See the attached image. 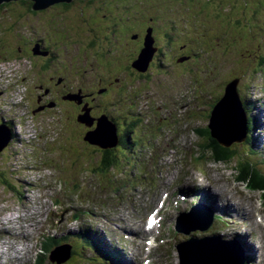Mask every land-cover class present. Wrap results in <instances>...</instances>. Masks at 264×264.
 <instances>
[{
	"label": "rangeland",
	"instance_id": "rangeland-1",
	"mask_svg": "<svg viewBox=\"0 0 264 264\" xmlns=\"http://www.w3.org/2000/svg\"><path fill=\"white\" fill-rule=\"evenodd\" d=\"M210 2L211 6H202L203 3ZM181 3L186 6L182 7ZM189 3L190 0H181L179 3L177 0H137L131 9H123L121 16L112 14L113 21L115 17H120L123 23L128 24L132 49L140 50L141 46L148 45L146 39L149 32L153 39L151 27H154L161 48L165 46L166 41L162 37L165 36L169 40L171 53L178 56V60H185L181 57L183 54L190 55L191 60L178 64L177 60L167 61L168 57L160 59L156 65L165 64L158 66L160 70L150 71L143 77L144 81H140L142 79L140 77H138L139 81H132L141 85L135 87L132 94H127L121 99V102L127 100L128 104L118 106L117 114L123 115L125 119L122 122L125 140L131 141L132 138L136 143L130 142L127 145L129 151L123 154V159L121 156L117 158L116 155L115 164L103 171L104 173L95 171L99 166L96 162L100 156L96 153L98 150L85 147L87 142L90 143L89 141L98 147L104 144L105 138L102 134L87 135L97 129V121L94 129L84 132L62 124L56 126L45 124L39 119L32 118L30 109L24 107L27 103L20 106L13 102L12 97L4 99L5 101L2 96L0 97V108L4 103V111L1 112L0 119L4 120L5 117L8 122L10 120L14 124L12 129H15L13 136L16 140L9 149L6 148L0 154V222L2 217H6L8 221L12 219L3 229L1 242L7 244V248L2 245L3 254L0 264H34L41 235L66 237L61 240L76 243L74 232L78 230H88L89 235L93 237L89 240V244L92 248L95 247V250H101L103 242L108 245L110 240L117 244L123 254L121 263L125 264L126 258L131 259L134 256L136 244L132 237L127 242L120 239L114 228L116 226L130 228L135 224L142 227L146 214L155 208L157 200L161 199L165 191L173 189L172 183L168 180L174 171L180 168L179 170L184 173L183 168L187 160L190 158L196 160L199 156L204 158L201 163L208 164L209 167L207 171L204 170L205 176H202L198 170L191 169L189 173L180 175L179 179H184L187 175V180L196 184H202L206 188L212 186L211 190H214L218 204L213 207L221 213L226 212L225 221L232 218L238 222L235 223L231 219L232 231L237 235L245 236L248 245L257 248L258 260L264 261V223L262 222L264 205L263 207L254 205L253 198H250L252 193H249L250 191L243 185H252L251 181H242L237 172L245 165L244 173L247 175V172H251L256 177L254 184L264 183V144H256L258 141L256 138L260 139V135L258 136L255 130V121L260 120L264 127V0H202L200 6L197 3L187 6ZM6 12L11 13L7 14L9 19L16 15H13L12 8H7ZM139 19L140 24L135 25ZM0 20L5 24L0 25V38L4 42L3 46L0 41V64L7 68L5 62H10L12 70L22 74L27 68V62L15 63V59L9 57L2 59L1 53L4 48H8L5 45L11 40L17 41V36L22 38L26 34L31 38L34 34L28 29H22L21 32L24 34L19 35V27L8 26L1 15ZM22 20L25 21L24 18ZM20 22L18 25H22ZM132 27L136 29L133 30ZM147 27L149 28L146 30ZM133 34H137V37H133ZM116 35L119 40L120 33ZM104 36L108 37V34L105 33ZM114 41V38H108L105 40V47ZM65 45L67 52H70L71 45L66 41ZM124 45L125 42L120 41L114 49H123ZM181 45H186L183 51L179 48ZM90 65L91 63L85 60L86 71L91 75ZM134 70L132 69L134 74L137 71L145 73L135 67ZM1 77L3 76L0 68V79ZM233 79H238L237 93L251 126L248 129L247 141L227 148L230 159L221 163L212 157V150L210 151L207 146L209 140L205 136L202 138L201 133H196L194 130L200 129V132L205 130L208 125V108L215 105L223 94V87ZM247 97H250L251 101L247 100ZM17 101L20 102L21 98H17ZM256 106L259 107L260 114ZM167 107H171V113ZM15 110L21 119L17 122L11 115L12 113L15 115ZM251 111L256 113V119L251 115ZM89 114L86 111L78 119L81 122L84 119L91 122ZM97 117L101 119L102 116L97 114ZM154 118L159 121L154 122ZM136 119L140 125L137 129H133V121ZM125 122H127L126 126H124ZM82 123L87 125L85 122ZM145 124L149 125L150 129L146 128ZM155 124L158 128L157 133L151 131ZM31 125L35 126V132ZM63 132L66 135H63ZM77 133L82 138L81 141L78 140V144H76ZM146 134L150 136L145 145L143 140L136 141L133 138L134 135L139 138ZM262 138L264 139V134ZM189 152H193L190 157H188ZM162 154H164L163 159ZM111 155L114 156L115 152ZM149 155L154 159L146 162L154 166L153 172L164 169L169 175L168 178L163 179L156 188L146 186V189L141 187L139 191L133 190V193L140 197L137 203L124 201L126 192L130 189L120 186L123 182L122 176H125L127 169L129 173H139V166L145 156L149 157ZM169 164L172 170L168 172L166 166ZM118 174L120 175L116 176ZM111 180L114 193L117 194L120 187H124L115 196V200L112 191L106 187L107 182ZM236 180H239V184L234 183ZM129 187L133 188V186ZM93 189L94 196H92ZM263 192L262 187L255 195L263 197L264 202ZM220 197L238 208H244L246 212L243 216L235 214L232 205H223L224 200ZM100 203L104 205H98ZM77 205H82L81 211L85 216L84 220L75 223L70 221L74 213L70 209ZM227 207L230 214H227ZM207 212L212 214L210 210ZM171 213L172 211L164 214L167 220L165 224H169ZM119 219H122V222ZM228 230L221 226L215 230H207V235L230 236L231 232ZM124 232L127 233L125 230ZM198 236L202 237V233ZM96 237L99 238L98 241L95 240ZM164 237L165 241L158 253L160 257L155 263L178 264L173 247L181 243L185 236L178 237L168 234L165 230ZM108 238L110 240H107ZM18 249H22L20 260L12 258L17 256L15 251ZM84 252L90 257L88 250ZM86 255L84 253H80L79 257L74 255L71 264H93L94 262L89 261ZM42 263L48 264L45 259Z\"/></svg>",
	"mask_w": 264,
	"mask_h": 264
},
{
	"label": "flooded vegetation",
	"instance_id": "flooded-vegetation-1",
	"mask_svg": "<svg viewBox=\"0 0 264 264\" xmlns=\"http://www.w3.org/2000/svg\"><path fill=\"white\" fill-rule=\"evenodd\" d=\"M135 3L137 0H70L34 9L33 2L18 0L1 5L0 15L8 26L19 27V35L24 34L22 29H28L34 34L31 38L26 34L22 38L15 35L17 41L11 40L5 45L8 48H4L1 53L2 59L9 57L22 61L23 64L27 62L25 71L21 67V81L26 87L33 119L54 126L62 124L75 127L84 132L95 128L98 114L107 117L122 130L125 119L123 115L117 114V108L128 104L127 100L121 102V99L132 94L133 89L141 85L132 81H139L138 77L142 78L140 81H144L143 77L150 72L149 69L153 71L162 65H156L160 59L168 57L167 61H178V56L171 53L169 40L161 48L156 37L157 30L151 27L154 54L149 68L145 73L132 72L131 64L143 46L140 50L132 49L128 24L123 23L120 17H115L114 21L111 17L113 13L121 16L123 9H131ZM7 8L13 9L15 17L8 18L7 14L11 13L6 12ZM19 22L22 25H18ZM140 22L139 19L135 25ZM0 25L5 24L0 20ZM105 33L108 37L104 36ZM116 33H120L119 40ZM134 36L136 38L137 34H133ZM111 37L115 41L105 47V40ZM64 40L71 45L70 52H67ZM120 41L125 42L124 48L114 49ZM1 42L4 46V42ZM185 47L186 45H181L179 48L183 51ZM181 57L185 60L178 64L191 60L188 54ZM85 60L91 63V75L86 71ZM86 111L90 113L91 127V124L85 125L78 119ZM126 124L127 122L124 123L125 126ZM117 135L122 140V131ZM86 145L87 148L91 147L87 143ZM114 151L116 150L112 149L101 153L111 155Z\"/></svg>",
	"mask_w": 264,
	"mask_h": 264
},
{
	"label": "water",
	"instance_id": "water-1",
	"mask_svg": "<svg viewBox=\"0 0 264 264\" xmlns=\"http://www.w3.org/2000/svg\"><path fill=\"white\" fill-rule=\"evenodd\" d=\"M14 1L18 0H0V5ZM29 1L34 2V9H41L57 2H68L70 0ZM146 42L148 43V45H143V48L141 49L138 57L133 62L135 68L141 72H144L147 69L154 54V49L152 46L153 39L151 38L150 32L149 36H147ZM183 60L184 59H180L179 62H182ZM237 84L238 79H234L226 84L224 88V94L213 108L209 119L208 128L210 130L211 137L224 148H228L235 143H242L246 137V118L241 106L239 95L237 93ZM82 122L90 125L89 120L84 119ZM92 133L94 136L102 134L105 138L103 141L104 144L99 145L100 148H111L117 144L114 125L106 122L103 119H100L98 121L97 129ZM10 138L11 135L9 129L4 124H1L0 152L7 146ZM89 142L90 144H94L92 141ZM204 243H208L209 246H204ZM205 248L207 249L204 250ZM202 251H207L211 254H205L203 256L201 254ZM189 252L193 260L197 264H234L239 262V258H237L236 256L237 253H235V249L224 248L223 245L221 248H218L212 243V240L203 242L202 247L194 248V245L192 243ZM62 260L64 261V259H60L59 263L63 262Z\"/></svg>",
	"mask_w": 264,
	"mask_h": 264
},
{
	"label": "bare ground",
	"instance_id": "bare-ground-1",
	"mask_svg": "<svg viewBox=\"0 0 264 264\" xmlns=\"http://www.w3.org/2000/svg\"><path fill=\"white\" fill-rule=\"evenodd\" d=\"M147 18V17H146ZM157 38H158V35L156 36ZM163 37V39L165 40V41H168L167 40V38L165 37V36H162ZM169 42V41H168ZM153 45H154V41H153ZM170 45V44H169ZM171 47V46H170ZM132 65V69L134 70V64L132 63L131 64ZM147 68H149V65H148V67ZM156 69H158L157 67H156ZM147 70V69H146ZM146 70L144 71V72H146ZM151 72H153L152 71V69H149ZM158 70H160V69H158ZM162 70V69H161ZM135 71V70H134ZM11 87V86H10ZM6 90H7V88H6ZM9 91H10V96L9 97H12V99H14V97L17 95V96H21V97H24V99H22L21 101H20V103H22V102H26L27 103V105L26 106H28V108L31 110V107H30V105L28 104V99H29V97L27 98V94H26V92H24V91H22V90H20L19 88L18 89H15V87L12 85V88H9ZM247 100H250L251 101V99H250V97H247ZM250 107L253 109V107H252V105L250 104ZM257 107V109H258V111H259V114L261 113L260 112V110H259V107L258 106H256ZM1 111H4V103L1 105ZM170 109H171V107H170ZM14 113H15V115H13V113L11 114L12 115V117H14V120L17 122V121H19V119H20V116H19V114L17 113V111L15 110L14 111ZM256 113H253L252 111H251V115H253V117H254V119H256L257 118V116L255 115ZM78 115V114H77ZM257 115H258V112H257ZM88 116V115H87ZM251 118V117H250ZM253 119V118H252ZM21 120V119H20ZM90 124L92 123V122H89ZM259 123H260V120H259ZM92 126V124L89 126V127H91ZM145 126H146V128L148 127V125L147 124H145ZM112 127V126H111ZM115 127V133L117 134L119 131H121L119 128H117L116 126H114ZM264 127L260 124V126H259V132L263 129ZM264 130V129H263ZM14 131H15V129H14ZM259 132H258V136H259ZM264 133V132H263ZM262 133V134H263ZM87 134H90V135H93V133L92 132H90V133H87ZM261 134V135H262ZM94 136V135H93ZM260 137V136H259ZM152 139V138H151ZM102 149H104V148H102ZM112 149H114V150H117V151H119V145H118V143L116 144V145H114L113 147H111V148H106L105 150H112ZM163 156H164V154H162L161 155V158L163 159ZM147 158V159H146ZM152 159H154V157L152 156V155H149V157H146L145 156V160L146 161H152ZM158 162V161H157ZM126 169H127V166H126ZM180 168H177L175 171H174V173H173V176L175 177V178H177L178 179V182H177V187L179 188V190L180 191H182L183 193H185L186 192V190H187V192L190 194V193H194V190H196V188L194 189V182L193 181H190V180H187L188 178H187V176H185V178L184 179H179V176L180 175H182L183 173L179 170ZM168 172L169 171H171L172 170V166L170 165V166H168L167 167V169H166ZM126 174H128V177H123L122 176V178L123 179H121L123 182L120 184V186H124V187H127L128 189H130V190H135V191H139V189H140V186L141 187H143L144 189H146V184H144V183H142V175L141 174H133V173H129V171H128V169L126 170ZM120 174H118V175H116V176H119ZM119 186V187H120ZM129 186H133V188H131V187H129ZM124 187H120V190H119V192L124 188ZM207 190H208V186H207ZM209 191V190H208ZM210 191L213 193V190H211L210 189ZM119 192H117V193H119ZM179 196V195H178ZM212 196H214V195H212ZM175 200L176 201H178L179 202V204H181V205H183V206H185L186 204H188V203H191V200L190 199H184V200H181L180 198H175ZM214 205H216L215 204V200L213 199V201H212V207H210L209 208V210H216V208L215 207H213ZM223 205H232V207H233V209H235V214H237V215H241V216H243V213L244 212H246V210L244 209V208H238V207H236L235 205H233V204H231V203H225L224 202V204ZM188 208V207H187ZM172 209H174V210H176L177 209V205H175V206H173L172 207ZM157 214L158 215H160V216H162L164 213H163V211L162 210H158L157 211ZM227 214H230V210L228 209V207H227ZM182 218H189L190 219V221H193V219L194 218H198V217H200L201 215H199V214H197V213H194V214H192V213H188V214H181L180 215ZM203 217H204V219H211V218H217L216 216H214V215H207V216H205V214L204 215H202ZM27 219V218H26ZM30 219V218H29ZM233 221L235 222V223H238L235 219H233ZM262 222L264 223V220H262ZM222 227H225L226 229H229L228 231H230L231 232V237H236L237 238V241H238V243L241 245V249H242V251H244V252H250L251 251V247L248 245V243L246 242V237L245 236H243V235H237V234H235L233 231H232V228L230 227V226H226V225H221ZM228 227V228H227ZM176 228H180L181 230H183L186 234H191V232L190 231H188V229H187V226L186 225H180V224H175V225H169V224H165V223H155L154 225H152L151 227H149V226H146L144 229H143V231L142 232H137V233H133V232H130V237H132V239H133V242L137 239V238H143V235L142 234H147L148 235V238H143V240H144V243H143V246H142V248L145 250V251H148V252H150V253H152V254H154V258L155 259H157L158 257H160L159 256V252L161 251V245H162V243H163V241H164V239H165V237H164V234H165V230H166V232L169 234V233H171V234H173V235H176V232H175V229ZM124 230L126 231V232H128L129 231V226H126L125 228H124ZM154 230L155 231H157L158 232V234H154ZM225 230V229H224ZM227 231V232H228ZM200 233H202V234H204V235H207L208 234V231L207 230H201L200 231ZM78 237L79 236H77L76 237V243L77 244H79V241H78ZM166 238H167V235H166ZM99 238L98 237H96V240H98ZM212 243L215 245V246H217L218 248H221L222 247V245H221V243L218 241V239H216V238H213V241H212ZM177 245V244H176ZM176 245L173 247L174 248V252H175V255H176V257L178 258V263H183V264H192L193 263V259H188V258H182V256L179 254V251L177 250V248H176ZM6 246V245H5ZM125 246V245H124ZM139 246V244H136V247H138ZM196 246L197 247H202V240H201V245L199 246L198 245V243L196 244ZM204 246H209V244L208 243H204ZM126 247V246H125ZM95 248V247H94ZM207 248H205L204 250H206ZM112 251H115V249H112ZM116 251L118 252V254H117V256H116V259H118V264H122L121 263V261L123 260V254L121 253V251L119 250V248L117 247L116 248ZM235 253H237L236 254V256H237V258H240V257H242L243 256V253H241L240 251H238V252H235ZM203 256L205 255V254H207V255H210L211 253L210 252H207V251H202V253H201ZM257 255H258V252L257 251H254V253L252 254H250V257H247L246 259H243V261H239V262H237V263H234V264H259V263H261L262 262V260H258V257H257ZM115 258V257H114ZM110 257H108L107 258V261H111V260H113V259H111ZM63 261V260H62ZM125 264H133L132 263V259H129V258H126V262H125Z\"/></svg>",
	"mask_w": 264,
	"mask_h": 264
},
{
	"label": "trees",
	"instance_id": "trees-1",
	"mask_svg": "<svg viewBox=\"0 0 264 264\" xmlns=\"http://www.w3.org/2000/svg\"><path fill=\"white\" fill-rule=\"evenodd\" d=\"M2 6H4V5L2 4ZM2 6L0 5V7H2ZM244 112L246 115V129H247V133H248V129L251 125L249 124L248 115H247L246 111H244ZM133 122L134 123L132 125V128L137 129V127L140 125L138 119L134 120ZM122 133H124L123 129H122ZM124 135H125V133L122 135V140H121V136H120V139L118 140V145H119L120 151H122L123 153H127L129 151L128 150L129 148L127 145L130 144V141L125 140ZM201 135H202V138L205 136L209 140L207 143V146H208V148H210V151L212 150L211 153H212V157L214 158V160H218L221 163H225V161L230 159V157H228L229 156V150H228L229 148L227 149V148H223V147L219 146L217 144V142L209 136V132L206 128L204 131H201ZM133 138L135 140H137L135 135ZM246 139H247V137H246ZM96 150H98V149L96 148ZM103 151H108V150H103ZM99 158L102 159V161L100 162L101 163L100 166H103L100 169V171H106L109 168L113 167V165L115 164V161H116L112 155L102 154L99 156ZM239 169H240V171H237V172H239V174H240V179L242 181H245V180L251 181L252 185H249L251 188H255L258 190L261 189L262 187L264 188V183L260 185L258 182H256L254 184L256 177L253 173L247 172V175L244 173L245 172V165L243 166L242 169L241 168H239Z\"/></svg>",
	"mask_w": 264,
	"mask_h": 264
},
{
	"label": "snow or ice",
	"instance_id": "snow-or-ice-1",
	"mask_svg": "<svg viewBox=\"0 0 264 264\" xmlns=\"http://www.w3.org/2000/svg\"><path fill=\"white\" fill-rule=\"evenodd\" d=\"M177 2L179 3V2H181V0H177ZM191 3H197L198 6H200V4L202 3V0H190V3L187 6H190ZM181 6L183 7L186 5L184 3H181ZM202 6L203 7H209V6H211V2L210 3H203ZM152 224H153V219L150 216V217H148V226L151 227Z\"/></svg>",
	"mask_w": 264,
	"mask_h": 264
},
{
	"label": "built area",
	"instance_id": "built-area-1",
	"mask_svg": "<svg viewBox=\"0 0 264 264\" xmlns=\"http://www.w3.org/2000/svg\"><path fill=\"white\" fill-rule=\"evenodd\" d=\"M7 85H8V81H6V79L4 77H1V79H0V86H7ZM17 97L22 99L21 96H17L16 95V99H17Z\"/></svg>",
	"mask_w": 264,
	"mask_h": 264
}]
</instances>
